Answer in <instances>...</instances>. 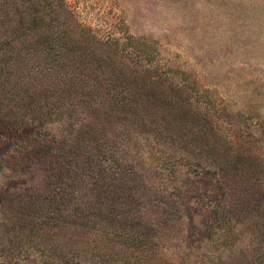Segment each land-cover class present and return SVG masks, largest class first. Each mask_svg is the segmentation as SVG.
I'll return each mask as SVG.
<instances>
[{
  "label": "rangeland",
  "instance_id": "obj_1",
  "mask_svg": "<svg viewBox=\"0 0 264 264\" xmlns=\"http://www.w3.org/2000/svg\"><path fill=\"white\" fill-rule=\"evenodd\" d=\"M66 1L98 35L124 44L134 37L156 47L155 64L198 95L209 91L202 99L215 126L242 140L239 149L264 165V0ZM19 2L0 0V25L13 18ZM81 128L63 120L0 130V196L50 191L71 216L116 212L106 224L147 235L146 246H152L147 258L139 251L130 260L120 255L117 264L149 257L150 264H237L233 249L251 255L264 240V190L258 185L264 175L240 184L231 179L220 189L211 170L194 168L146 185L147 166L132 165L131 150L127 163L108 165L80 141ZM242 217L235 245L226 246L216 233L220 223Z\"/></svg>",
  "mask_w": 264,
  "mask_h": 264
},
{
  "label": "trees",
  "instance_id": "obj_2",
  "mask_svg": "<svg viewBox=\"0 0 264 264\" xmlns=\"http://www.w3.org/2000/svg\"><path fill=\"white\" fill-rule=\"evenodd\" d=\"M0 28V130L81 124L78 138L108 165L127 163L131 150L132 165L147 166L146 185L194 168L211 170L220 189L231 179L240 184L263 177L259 157L240 150L242 140L224 136L213 123L203 101L209 91L200 96L171 80L155 64L151 44L98 35L66 0H20ZM258 185L262 192L264 182ZM29 192L8 199L1 191L7 198L0 196V264H117L120 255L130 260L152 250L147 235L105 223L114 211L75 217L50 191L41 197ZM242 226L243 217L223 220L216 233L232 247ZM233 250L237 264H264V240L251 255ZM150 263L149 257L140 264Z\"/></svg>",
  "mask_w": 264,
  "mask_h": 264
}]
</instances>
